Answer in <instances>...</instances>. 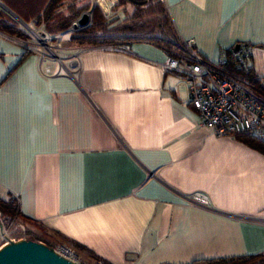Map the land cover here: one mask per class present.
Masks as SVG:
<instances>
[{
	"label": "crops",
	"instance_id": "crops-1",
	"mask_svg": "<svg viewBox=\"0 0 264 264\" xmlns=\"http://www.w3.org/2000/svg\"><path fill=\"white\" fill-rule=\"evenodd\" d=\"M163 2L201 56L247 43L264 73V0ZM68 46L71 72L69 52L41 57L0 34V198L87 261L209 264L264 251V153L199 124L161 48ZM195 190L210 205L189 204Z\"/></svg>",
	"mask_w": 264,
	"mask_h": 264
},
{
	"label": "trees",
	"instance_id": "trees-1",
	"mask_svg": "<svg viewBox=\"0 0 264 264\" xmlns=\"http://www.w3.org/2000/svg\"><path fill=\"white\" fill-rule=\"evenodd\" d=\"M4 5L17 14L23 21L32 26L42 25L48 34H55L67 30L72 21L83 12L89 13L88 22L80 27L72 28L67 37L69 45L90 47L97 45L118 46L129 41H146L161 48L168 58L189 59L190 50L184 41L179 39L174 31L171 19L165 8L163 0H155L150 5L147 0H117L116 4L131 6V13L123 20L112 23L103 16L100 7L91 0H0ZM159 13V22L155 24L147 15L150 12ZM0 29L18 38L25 39L27 34L20 28L19 23L0 8ZM240 44V43H239ZM261 46L264 47V44ZM25 49V52H28ZM233 47L225 51L226 61L216 66L247 83L260 94H264V85L256 74L251 57L244 68H237L232 58ZM200 55V54H199ZM205 60L206 57L201 56ZM211 65H215L210 62ZM234 138L256 148L264 153V142L248 131L233 135ZM9 227L14 238L23 236L26 239L42 241L53 246L58 239L48 238L46 230L34 219L23 215L13 197L0 198V229ZM209 264H264V251L233 255L227 257H213L206 259Z\"/></svg>",
	"mask_w": 264,
	"mask_h": 264
},
{
	"label": "built area",
	"instance_id": "built-area-1",
	"mask_svg": "<svg viewBox=\"0 0 264 264\" xmlns=\"http://www.w3.org/2000/svg\"><path fill=\"white\" fill-rule=\"evenodd\" d=\"M101 1L95 0L98 6ZM108 6L106 4L105 9H102L105 18L110 15ZM15 20L27 37L21 39L0 29L2 36L17 41L25 49L38 52L41 57L45 55L53 57L54 53L56 54L54 46L60 43V32L48 34L42 25L32 26L27 22ZM76 26V21H72L70 28H76ZM184 43L190 50L189 59L168 58L163 64V69L179 75L184 81L187 100L196 109L199 124L207 127L214 134L224 137H233L236 133L248 131L264 142V94L258 93L247 83L229 75L226 71L223 73L224 71L216 66V64L225 63V51L215 61L208 58L203 60L193 47L191 39L185 40ZM108 48L117 49L118 47L108 46ZM249 57L247 43H240L236 49H233L232 58L237 68H244ZM210 62L215 65H211ZM259 78L264 85V73L259 75ZM186 200L193 205L204 207L210 205L209 196L201 190L190 192ZM9 239L14 240L13 237ZM53 248L78 264H111L102 258L83 260L70 245L65 243H55ZM137 259L138 256L133 255L129 264H135Z\"/></svg>",
	"mask_w": 264,
	"mask_h": 264
},
{
	"label": "water",
	"instance_id": "water-1",
	"mask_svg": "<svg viewBox=\"0 0 264 264\" xmlns=\"http://www.w3.org/2000/svg\"><path fill=\"white\" fill-rule=\"evenodd\" d=\"M0 5L13 18L25 23L17 14L0 1ZM89 20V13L83 11L75 20L76 27L85 25ZM236 43L233 49L238 47ZM54 58L61 61V58L55 53ZM69 71V67L64 64ZM0 264H78L76 261L59 254L53 246L47 245L42 241L26 239H8L0 245Z\"/></svg>",
	"mask_w": 264,
	"mask_h": 264
},
{
	"label": "rangeland",
	"instance_id": "rangeland-1",
	"mask_svg": "<svg viewBox=\"0 0 264 264\" xmlns=\"http://www.w3.org/2000/svg\"><path fill=\"white\" fill-rule=\"evenodd\" d=\"M91 1H92V3H96L95 0H91ZM147 1H148V3H150V5L155 3V0H147ZM101 2H103V4L105 2L104 6L106 4L109 5L107 7V9L109 10L110 15L107 18V20H110V22L113 21L112 23H116V22H119V21L123 20L132 11V7L131 6H128V5L127 6L117 5L115 3V0H106V1L102 0ZM0 8H3V7L0 5ZM147 19H150L151 21H153V23L155 24V28H156L157 25H158V22H159V13L157 11L156 12H154V11L150 12L147 15ZM70 29H72V28L69 27L67 30H64V31L60 32V37H59V42L60 43H59V45H55L54 46V49L55 50L57 49L56 54L58 56H62L61 55L62 52L63 53L69 52L68 54H70V56H68L67 58L65 57V59H63L64 60L63 62H65V64L71 69L69 72H71L72 69H74V67H75L74 66L75 57L73 55L74 54L73 53L74 48L69 47L68 43H67V37L69 35ZM11 236H14V235H12L10 233L9 227H5V228L0 229V245L2 243H4V241L6 239H9V237H11ZM21 237H23V236H21ZM21 237H18V238H21ZM18 238H14V239H18Z\"/></svg>",
	"mask_w": 264,
	"mask_h": 264
}]
</instances>
